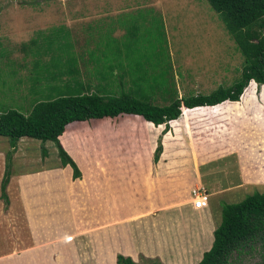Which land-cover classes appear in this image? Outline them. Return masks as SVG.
I'll list each match as a JSON object with an SVG mask.
<instances>
[{
	"label": "crops",
	"instance_id": "1",
	"mask_svg": "<svg viewBox=\"0 0 264 264\" xmlns=\"http://www.w3.org/2000/svg\"><path fill=\"white\" fill-rule=\"evenodd\" d=\"M59 25L51 29L63 28L62 37L56 43L50 37L53 34L47 37L51 50L48 61L49 65H59L60 61L66 68L67 24ZM31 73L9 72L14 89L29 88L27 98L33 99L23 108L0 107V113L16 109L27 115L43 100L36 91L46 98L57 96L52 83L45 89L33 87L38 78L49 79L50 72ZM59 75L67 76L64 71ZM28 81L33 85L18 86ZM7 87L0 88V97L9 94L3 92ZM261 94V86L256 87V97L261 98ZM121 115L71 122L59 136L60 144L80 169L78 178H73L69 165L60 166L56 158L48 165L24 171L12 168L6 208L0 199V264H117L118 254L137 264L141 259L197 264L212 246L213 231L220 223L207 188L213 187L211 193L224 198L227 192L246 185H264L261 164L241 148L203 155L202 160H196L194 150L177 155L164 150L155 160L156 151L144 147L145 142L138 138L139 125H127L130 119ZM119 125L127 126L123 129L128 132L117 134ZM22 141L36 144L22 137L17 146ZM17 149L11 148L10 156ZM45 149L46 154L41 153L44 162L51 157ZM5 150L0 148V194ZM230 156L235 157L234 170L230 165H225V170L216 166ZM251 159L256 167L249 164ZM233 174L237 175L235 181ZM197 188L208 194L207 206L202 209L192 206V190Z\"/></svg>",
	"mask_w": 264,
	"mask_h": 264
},
{
	"label": "rangeland",
	"instance_id": "2",
	"mask_svg": "<svg viewBox=\"0 0 264 264\" xmlns=\"http://www.w3.org/2000/svg\"><path fill=\"white\" fill-rule=\"evenodd\" d=\"M60 22L67 24L66 39L72 43L69 50L73 51L71 56L76 58L73 66L78 69V76H63L54 80L38 78L39 82L34 85L28 81L18 86L33 85L45 89L51 83L63 85L64 82H69L74 85L75 80L88 85L89 93L100 95H118L128 92L131 87L134 91L137 90L131 82L129 72L125 73L124 69H120L113 55H109L110 60L107 61L105 58L99 59L102 54L98 53L105 46L101 41L107 40L108 36L123 40L127 32H132L129 30L131 25H137L143 38H146L148 27V40L156 43L148 44L156 46L160 43L165 50L163 62L144 70L145 75L160 79L151 93L154 104L165 105L170 103L168 99L171 97L182 99L183 96L207 95L219 87H229L240 78L245 65V57L233 36L207 0H0V80L6 82L4 85L0 82V88L7 85L3 92L9 93L0 97V107L23 108L33 99V96L27 98L29 88L14 89V78L10 77L9 72L25 71L32 74L35 71L39 75L47 73L49 63L45 64V61L49 62L51 56L50 40L47 37L50 33L53 34L50 37L55 43L62 37L63 28L51 29ZM98 43L100 45L96 48ZM92 50L100 61L95 62L94 57L91 58L89 52ZM57 63L61 64L60 61ZM107 63L113 64L114 75L109 77L106 74L107 78L101 79L98 73L103 64ZM56 70L57 68L50 69L54 72ZM118 75L122 76L117 79ZM261 85V98H257L255 90ZM13 90L18 96L16 93L12 94ZM36 93L43 100L51 99V95L46 98L40 91ZM19 95L25 96L21 98ZM121 116L130 119L127 125H139L138 138L145 142L142 145L148 149L157 152L161 145L162 152L168 150V154L172 155L185 154L190 149L194 150L196 160H202L203 155L216 156L231 148H241L253 158L256 157L264 177V80L251 82L238 104L228 101L214 107L185 108L167 126H153L134 115ZM142 125H146L148 129ZM124 127L127 126L119 125L115 128L117 134L128 132ZM31 140L35 141V146L22 141L17 146L18 149L6 158L10 162L11 172L13 169L24 171L48 165L55 158L59 160L54 142L42 144L40 140ZM0 148L6 149L7 154L11 151L7 138L0 136ZM44 148L51 155L45 162L41 161ZM249 164L257 166L253 159ZM225 165H230L234 170L235 157L230 156L216 164L224 170ZM213 169H216L215 166ZM229 171L228 169V173ZM232 176V181H235L237 175ZM207 189L210 193L209 202L214 203L217 224L221 220L224 204L238 203L254 192L264 193V185H246L227 192L223 195L224 198H220L211 193L213 187ZM261 252L258 244H248L240 252L232 254V264L259 262ZM152 261L153 259H141L138 264H151Z\"/></svg>",
	"mask_w": 264,
	"mask_h": 264
},
{
	"label": "trees",
	"instance_id": "3",
	"mask_svg": "<svg viewBox=\"0 0 264 264\" xmlns=\"http://www.w3.org/2000/svg\"><path fill=\"white\" fill-rule=\"evenodd\" d=\"M207 2L219 15L245 57L241 76L231 86L219 87L207 95L183 96L182 99L177 96L171 97L168 99L170 103L165 105L154 104L151 93L160 79L145 75L144 70L163 62L165 50L160 43L154 46L156 43L148 40V27H146V38H143L137 25H131L129 30L132 32L130 34L127 32L123 40L108 36L107 40L101 41L105 46L104 49L99 50L98 53L102 56L98 57L109 61L108 56L113 55L120 69H124L125 73L129 72L131 82L135 84L137 90L134 91L131 87L128 92L118 95H100L89 93V86L80 81L73 80L74 85L69 82L53 85L57 96L36 102L27 115L16 109L1 112L0 136L7 138L12 149L17 147V142L22 137L40 140L41 143L54 142L60 166L69 165L72 168L73 178H78L81 176L78 165L59 142V136L71 122L128 114L138 116L155 126L162 124L167 126V123L177 119L185 108L214 107L228 101L238 104L245 94V88L251 82L264 80V0H207ZM67 42V65L63 64L66 68L61 64H51L50 68L46 67V72H50L49 76L53 80L60 77L59 74L63 71L69 78L78 76L79 71L73 66L75 63V58L71 56L73 51L69 50L71 44ZM99 45L100 43L96 48ZM89 55L91 58L94 57L95 62L100 61L96 59L98 57L95 56V51L92 50ZM47 63L49 62H45ZM112 65V63L103 64V68L98 73L101 79L106 77V74L109 77L114 75ZM51 66L57 70L50 71ZM119 76L122 75H118L117 79L120 78ZM159 146L155 152V159L161 151V145ZM11 152L7 154V159ZM42 154H46L45 148L42 149ZM10 174V162L6 161L0 194L5 208L9 203L6 186ZM213 237L212 246L203 252L197 264H232V254L240 252L248 244L253 243L258 244L262 250L259 253L261 260L253 264H264V194L254 192L238 203L224 204L221 221L214 229ZM250 248L254 247L250 246ZM116 262L137 264L129 256L121 254L117 255ZM155 262L162 264L158 259H153L151 264Z\"/></svg>",
	"mask_w": 264,
	"mask_h": 264
},
{
	"label": "built area",
	"instance_id": "4",
	"mask_svg": "<svg viewBox=\"0 0 264 264\" xmlns=\"http://www.w3.org/2000/svg\"><path fill=\"white\" fill-rule=\"evenodd\" d=\"M208 194L203 188L192 190V206L195 209H202L207 206Z\"/></svg>",
	"mask_w": 264,
	"mask_h": 264
},
{
	"label": "clouds",
	"instance_id": "5",
	"mask_svg": "<svg viewBox=\"0 0 264 264\" xmlns=\"http://www.w3.org/2000/svg\"><path fill=\"white\" fill-rule=\"evenodd\" d=\"M244 91V90H243Z\"/></svg>",
	"mask_w": 264,
	"mask_h": 264
}]
</instances>
